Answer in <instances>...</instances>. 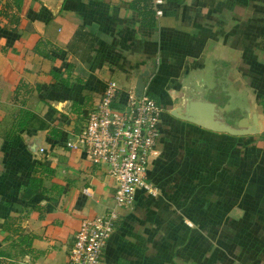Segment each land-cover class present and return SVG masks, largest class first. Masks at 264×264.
Wrapping results in <instances>:
<instances>
[{"label":"crops","instance_id":"1","mask_svg":"<svg viewBox=\"0 0 264 264\" xmlns=\"http://www.w3.org/2000/svg\"><path fill=\"white\" fill-rule=\"evenodd\" d=\"M129 2L0 0L1 264H64L80 219L113 205L105 166L66 143L106 80L141 85L160 106L146 169L157 193L116 207L98 264H264V0H162L152 26ZM66 62L68 85L49 72ZM186 102L197 114L226 104V120L255 114L258 131L202 126ZM20 108L47 126L15 128ZM37 161L53 169L44 192L20 195ZM7 213L14 231L1 227Z\"/></svg>","mask_w":264,"mask_h":264},{"label":"built area","instance_id":"2","mask_svg":"<svg viewBox=\"0 0 264 264\" xmlns=\"http://www.w3.org/2000/svg\"><path fill=\"white\" fill-rule=\"evenodd\" d=\"M154 12L160 15L161 9L155 6ZM159 119L160 106L144 89L138 93L135 87H129L121 92L114 82L106 80L92 98L74 134L75 141L66 143L79 147L91 163L105 166L114 181L113 205L80 219L64 264H98L113 228L116 207L130 204L136 189L157 193V187L146 179V169L159 134Z\"/></svg>","mask_w":264,"mask_h":264},{"label":"trees","instance_id":"3","mask_svg":"<svg viewBox=\"0 0 264 264\" xmlns=\"http://www.w3.org/2000/svg\"><path fill=\"white\" fill-rule=\"evenodd\" d=\"M21 3V0H11V4H13L14 7H16V9L19 7ZM5 6H8L7 3H5ZM129 6L136 11L137 15L139 16L140 22L146 26H152L154 24V17H155V12H154V7L158 6L161 9H163L162 4H158L155 5L153 3V0H130L129 2ZM262 34H264V31L262 32ZM71 62H66L65 65L63 66V68L61 70H57V69H51L50 75L53 79H56L57 81H59V83L62 84H67L68 85V73L71 69ZM66 72L65 73V77L60 76V74L62 72ZM79 81V80H77ZM70 84V83H69ZM17 87L18 84H16L15 86H13L12 88V92L13 94L16 95L17 92ZM83 101H84V97H83ZM78 102V101H72L71 102V106L74 109L75 106H80L82 105V103L84 102ZM259 102L262 105V109L264 111V100L263 98L259 99ZM113 105L119 106L120 103H113ZM76 108V107H75ZM19 112L17 113V116L15 118V120L12 122V126H15V128L19 129L22 128L26 125L28 126H32V127H38V128H44L47 126V124L45 122H43L41 120V118H39L38 116H35L34 113H32L31 111L25 109V108H20L18 110ZM13 130H11L10 132H12ZM48 134L50 135V137L52 138H58L60 135V130L56 127V126H49L48 127ZM8 138L11 137V133L10 135H7ZM53 173V169L51 167L48 166V164H44V162L41 161H37L35 162L31 168L30 171L27 175V180L26 183L23 185V187L19 190V194L23 195L24 192H27L29 190H33L37 193H43L44 192V185H43V180L44 178H48L50 177V175ZM51 189H55L57 191V193L60 191V186L57 185V183H53L51 182ZM53 198V196H52ZM14 217L16 216H12L10 214H6L4 216L3 222H2V229L5 231H14L16 230L15 227H12L11 224L14 220ZM4 237H8V234H6ZM3 252L0 250V254H2ZM1 264V262H0Z\"/></svg>","mask_w":264,"mask_h":264},{"label":"water","instance_id":"4","mask_svg":"<svg viewBox=\"0 0 264 264\" xmlns=\"http://www.w3.org/2000/svg\"><path fill=\"white\" fill-rule=\"evenodd\" d=\"M135 88L139 93L142 86L138 85ZM189 104L190 102H186L183 106V113L186 115L184 118H188L212 130L225 131L230 134H244L258 131L255 114H252L250 119L251 123L249 124L246 116L226 120L222 115V111L226 107V104L220 106L213 102H205L203 104L204 111L202 113L198 112V114L196 113L198 110Z\"/></svg>","mask_w":264,"mask_h":264}]
</instances>
